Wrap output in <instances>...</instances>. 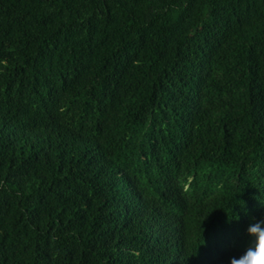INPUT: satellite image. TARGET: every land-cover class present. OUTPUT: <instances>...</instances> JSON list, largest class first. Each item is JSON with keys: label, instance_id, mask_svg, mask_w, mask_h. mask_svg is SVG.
Returning a JSON list of instances; mask_svg holds the SVG:
<instances>
[{"label": "trees", "instance_id": "16d2710c", "mask_svg": "<svg viewBox=\"0 0 264 264\" xmlns=\"http://www.w3.org/2000/svg\"><path fill=\"white\" fill-rule=\"evenodd\" d=\"M264 217V0H0V264H230Z\"/></svg>", "mask_w": 264, "mask_h": 264}, {"label": "clouds", "instance_id": "9594fccd", "mask_svg": "<svg viewBox=\"0 0 264 264\" xmlns=\"http://www.w3.org/2000/svg\"><path fill=\"white\" fill-rule=\"evenodd\" d=\"M245 234L248 243L238 256L229 258L230 264H264V217L253 219Z\"/></svg>", "mask_w": 264, "mask_h": 264}]
</instances>
